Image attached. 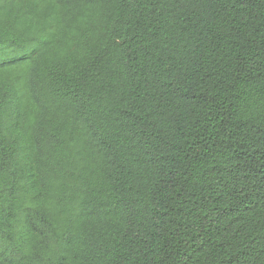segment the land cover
<instances>
[{"label":"trees","instance_id":"1","mask_svg":"<svg viewBox=\"0 0 264 264\" xmlns=\"http://www.w3.org/2000/svg\"><path fill=\"white\" fill-rule=\"evenodd\" d=\"M0 264H264V0H0Z\"/></svg>","mask_w":264,"mask_h":264}]
</instances>
